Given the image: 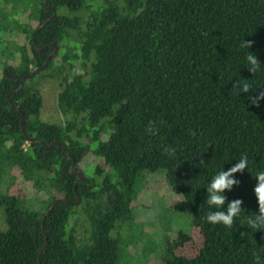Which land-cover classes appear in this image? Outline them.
I'll use <instances>...</instances> for the list:
<instances>
[{
	"label": "trees",
	"instance_id": "16d2710c",
	"mask_svg": "<svg viewBox=\"0 0 264 264\" xmlns=\"http://www.w3.org/2000/svg\"><path fill=\"white\" fill-rule=\"evenodd\" d=\"M46 5L56 14L44 0H0V49L9 51L0 68V174L8 182L0 197L8 226L0 230V264H118L117 236L132 216L137 178L158 169L188 202L192 226L155 264H257L256 255L264 264V230L247 223L259 214L264 101L250 97L264 91V70L245 68L241 46L251 42L264 66V0ZM53 43L61 48L56 54ZM50 54L36 75L60 71L65 124L45 119L41 88L23 77ZM239 79L248 80L249 93L237 94ZM56 141L62 144L47 147ZM63 145L84 174L77 185ZM242 154L249 168L226 191L228 201H242L241 215L231 228L212 225L205 187ZM90 157L97 162L86 168ZM32 197L40 210L27 205Z\"/></svg>",
	"mask_w": 264,
	"mask_h": 264
},
{
	"label": "rangeland",
	"instance_id": "374dc122",
	"mask_svg": "<svg viewBox=\"0 0 264 264\" xmlns=\"http://www.w3.org/2000/svg\"><path fill=\"white\" fill-rule=\"evenodd\" d=\"M0 22H4L1 14ZM8 55L9 51L4 47L0 49V68L6 64ZM59 75L60 71L48 69L45 74L33 76V82L43 92L45 119L65 124L68 116L59 107ZM96 162V158L90 157L83 165L86 167V163L92 165ZM7 184L4 174H0V197L6 193ZM134 198L129 223L124 225L117 236L120 244L118 264H155L166 255V247L180 230L191 231V209L184 196L176 192L168 182L165 169L143 170L136 181ZM27 205L33 210L41 209L40 201L35 197L29 199ZM71 224H76L83 230L81 221L76 218L71 220ZM7 227L5 208L0 203V230L6 231Z\"/></svg>",
	"mask_w": 264,
	"mask_h": 264
},
{
	"label": "clouds",
	"instance_id": "9594fccd",
	"mask_svg": "<svg viewBox=\"0 0 264 264\" xmlns=\"http://www.w3.org/2000/svg\"><path fill=\"white\" fill-rule=\"evenodd\" d=\"M242 47L248 49L244 56L245 68L253 74L264 70V66L261 65L258 57L253 52L249 51L252 47L251 42L242 41ZM233 88L237 90V94L249 93L251 85L246 79H239L233 85ZM250 101L253 104H259L260 101H264V91L259 95L250 97ZM166 151L170 154L174 153V149L168 148ZM233 166L227 170L221 168L211 180L207 183L206 195L204 203L208 206V212L206 214V221L212 225L221 224L225 227L231 228L234 221L238 219L242 212V201L240 199H234L228 201L226 191H231L234 186H238L240 181L235 177L236 173H243L249 168V157L247 154H242ZM255 179L257 181L254 188V193L259 203V214H253L247 221L248 227L251 230H264V169H261L255 173ZM261 256L256 255V262L260 264Z\"/></svg>",
	"mask_w": 264,
	"mask_h": 264
},
{
	"label": "water",
	"instance_id": "95a60500",
	"mask_svg": "<svg viewBox=\"0 0 264 264\" xmlns=\"http://www.w3.org/2000/svg\"><path fill=\"white\" fill-rule=\"evenodd\" d=\"M44 4H45V8H47V9H52V11H53V13H52V16L53 15H55L56 14V8L54 7V6H51V5H46L47 4V0H44ZM45 23V21L40 25V27L38 28V30L43 26V24ZM34 42H35V45L41 50V49H44L45 48V46L46 45H44L43 47H39L38 46V44H37V42H36V39L34 38ZM53 45L55 46V49L53 50V52L51 53V54H56L57 52H58V50H59V46L57 45V44H55V43H53ZM51 54L49 55V57H48V59L46 60V62H45V64L43 65V66H40V67H36L31 73H29V74H25V75H23V77H25V78H31V77H33V76H35L40 70H43L47 65H48V63H49V60H50V57H51ZM23 85V83L21 82V86ZM21 113H23L24 114V112L21 110ZM24 121H25V118L23 117V119H22V121H21V125H22V128H24ZM34 138H31L30 139V141H32ZM44 143V142H43ZM62 144V142L61 141H56V142H53L52 144H50V145H48L47 147H51V146H53L54 144ZM45 144V143H44ZM46 145V144H45ZM63 150H64V155H66V156H69V157H71L72 159H73V163H72V166H71V171H73V173L75 174V175H77L78 176V179H77V181H76V185H77V183L83 178V176H84V174L82 173V172H75L74 171V168H75V166H76V161H75V157H74V155L73 154H71V153H66L65 152V150H66V147L63 145ZM78 196H79V200H78V202L77 203H79L80 201H81V196H80V194H78ZM62 200H64V199H61V198H58V199H56L51 205H50V207L46 210V212H45V215H44V218H45V216L52 210V208L54 207V205L56 204V203H58L59 201H62ZM46 232V231H45ZM45 248V247H44ZM41 261V260H40ZM39 264H40V262H39Z\"/></svg>",
	"mask_w": 264,
	"mask_h": 264
}]
</instances>
